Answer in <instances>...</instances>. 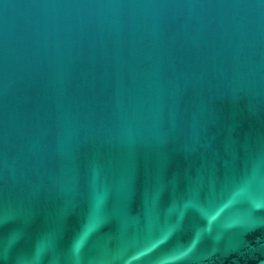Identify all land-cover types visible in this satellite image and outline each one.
<instances>
[{
  "label": "water",
  "instance_id": "obj_1",
  "mask_svg": "<svg viewBox=\"0 0 264 264\" xmlns=\"http://www.w3.org/2000/svg\"><path fill=\"white\" fill-rule=\"evenodd\" d=\"M0 264H264V0H0Z\"/></svg>",
  "mask_w": 264,
  "mask_h": 264
}]
</instances>
